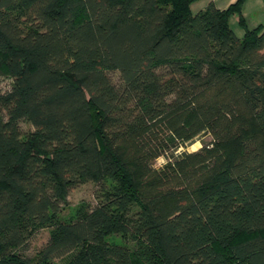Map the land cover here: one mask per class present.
Masks as SVG:
<instances>
[{
  "label": "trees",
  "instance_id": "trees-1",
  "mask_svg": "<svg viewBox=\"0 0 264 264\" xmlns=\"http://www.w3.org/2000/svg\"><path fill=\"white\" fill-rule=\"evenodd\" d=\"M198 1L0 0V264H264V26Z\"/></svg>",
  "mask_w": 264,
  "mask_h": 264
},
{
  "label": "rangeland",
  "instance_id": "rangeland-1",
  "mask_svg": "<svg viewBox=\"0 0 264 264\" xmlns=\"http://www.w3.org/2000/svg\"><path fill=\"white\" fill-rule=\"evenodd\" d=\"M198 4L196 3L193 5V11H196L198 8ZM109 75L114 81L118 80V73L116 71L109 72ZM9 87V79L5 77H0V90L4 91ZM20 128L23 133H27L33 130L32 125L27 122L26 120L20 121ZM212 140L211 134L204 133L199 138L195 139L191 144L187 147L183 148L180 147L177 149L176 152L187 149L188 151L197 150L203 143H208ZM165 158L160 156L155 161L156 166H160L164 163ZM98 185L94 182H86L76 185L75 187L71 188L70 191L66 196H64L61 205V211L59 213V217L62 220H71L75 217L76 212L78 209L83 206L84 204H91L95 203V194L98 190ZM49 237V229L44 228L38 230L34 236L31 238L29 242V250L25 253L29 256L33 255L48 239ZM110 241L113 242H124L125 240L120 236L110 235L108 237ZM53 264H57L54 262Z\"/></svg>",
  "mask_w": 264,
  "mask_h": 264
},
{
  "label": "crops",
  "instance_id": "crops-1",
  "mask_svg": "<svg viewBox=\"0 0 264 264\" xmlns=\"http://www.w3.org/2000/svg\"><path fill=\"white\" fill-rule=\"evenodd\" d=\"M208 1H212L217 8L223 9L234 3L236 0H200L196 2V5L198 4L197 8H203ZM241 12L249 28L258 25L264 26V0H245L242 4ZM229 23L235 34L242 37L244 31L238 23V17L236 14L229 17Z\"/></svg>",
  "mask_w": 264,
  "mask_h": 264
}]
</instances>
